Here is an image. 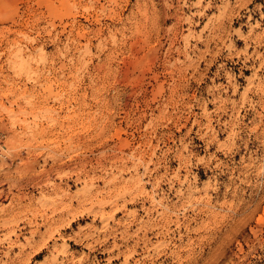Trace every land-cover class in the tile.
<instances>
[{
	"label": "rangeland",
	"instance_id": "374dc122",
	"mask_svg": "<svg viewBox=\"0 0 264 264\" xmlns=\"http://www.w3.org/2000/svg\"><path fill=\"white\" fill-rule=\"evenodd\" d=\"M0 264H264V0H0Z\"/></svg>",
	"mask_w": 264,
	"mask_h": 264
}]
</instances>
